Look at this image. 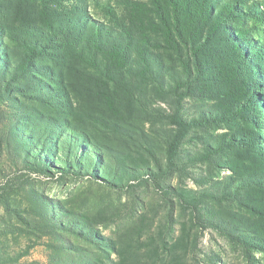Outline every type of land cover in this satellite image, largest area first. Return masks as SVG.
<instances>
[{"label":"rangeland","instance_id":"1","mask_svg":"<svg viewBox=\"0 0 264 264\" xmlns=\"http://www.w3.org/2000/svg\"><path fill=\"white\" fill-rule=\"evenodd\" d=\"M171 1L0 0V264H264V0Z\"/></svg>","mask_w":264,"mask_h":264},{"label":"trees","instance_id":"2","mask_svg":"<svg viewBox=\"0 0 264 264\" xmlns=\"http://www.w3.org/2000/svg\"><path fill=\"white\" fill-rule=\"evenodd\" d=\"M167 2L172 3L171 0H165ZM175 10V21L181 24L182 32L184 30L188 35L192 38L194 35H198L200 32V29L196 28V18L201 21L203 18H209V15L203 14L201 15V12L198 9V5L194 3V0L189 1H183L182 0L178 3H174ZM181 13L183 15H181ZM111 16L115 20L116 23H119V17L116 15V13H111ZM205 16V17H204ZM217 16H214L213 14V20ZM128 47L125 45V48ZM184 57V56H183ZM193 58V59H192ZM184 63H182L187 69H190V66L192 63L198 64L203 63V61L200 59L199 62L197 61V55L191 54L190 56H187L186 59H183ZM206 63V62H205ZM153 74V71L151 72V75ZM160 84V83H157ZM139 93V91H138Z\"/></svg>","mask_w":264,"mask_h":264}]
</instances>
